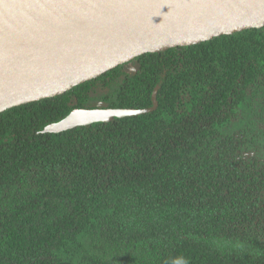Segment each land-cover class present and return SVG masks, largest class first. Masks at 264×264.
Segmentation results:
<instances>
[{
    "label": "trees",
    "instance_id": "16d2710c",
    "mask_svg": "<svg viewBox=\"0 0 264 264\" xmlns=\"http://www.w3.org/2000/svg\"><path fill=\"white\" fill-rule=\"evenodd\" d=\"M0 264H264V27L0 113Z\"/></svg>",
    "mask_w": 264,
    "mask_h": 264
},
{
    "label": "water",
    "instance_id": "95a60500",
    "mask_svg": "<svg viewBox=\"0 0 264 264\" xmlns=\"http://www.w3.org/2000/svg\"><path fill=\"white\" fill-rule=\"evenodd\" d=\"M264 27V0H0V113L53 98L148 53ZM75 109L59 134L157 108Z\"/></svg>",
    "mask_w": 264,
    "mask_h": 264
}]
</instances>
